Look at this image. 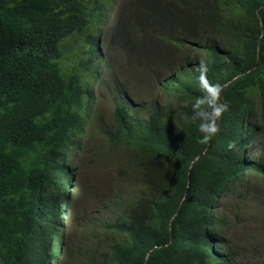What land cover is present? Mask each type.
Segmentation results:
<instances>
[{"label": "trees", "instance_id": "16d2710c", "mask_svg": "<svg viewBox=\"0 0 264 264\" xmlns=\"http://www.w3.org/2000/svg\"><path fill=\"white\" fill-rule=\"evenodd\" d=\"M113 1L0 0V264L81 260L70 241L84 216L63 210L78 193L65 191L64 165L82 187L73 157L93 87L119 55L163 101L134 104L110 72L112 112L99 139L138 187L117 189L89 219L90 263L237 264L225 203L249 180L264 183V0ZM202 67L220 88L214 103L226 106L218 119ZM213 121L218 131L200 143V125ZM115 171L121 179L127 170Z\"/></svg>", "mask_w": 264, "mask_h": 264}, {"label": "rangeland", "instance_id": "374dc122", "mask_svg": "<svg viewBox=\"0 0 264 264\" xmlns=\"http://www.w3.org/2000/svg\"><path fill=\"white\" fill-rule=\"evenodd\" d=\"M108 19L107 24L110 23V18ZM117 61V64L107 71L102 89L99 84L94 87L95 102L85 134L82 136V154L76 159L82 164L83 186H77L75 207L63 200L65 213L71 215V218L83 215L85 222L81 226L79 235L73 233L71 236L70 242H74L75 246L78 245L80 248L78 251L82 254L81 260L73 264H92L90 261H92L91 253L95 250V240L89 219L104 214L111 207V200L116 190L130 188L134 181L130 177L136 175L122 166L121 162H115L108 147L99 139L98 132L110 120L112 112L109 102L111 95L107 90L114 81L108 78L110 72L120 80L118 81L120 84L123 83L124 88L128 87L126 93L131 94L134 104L147 107L154 100L160 103L163 101L156 83L150 82L141 71L124 67V62L126 63L124 55H119ZM93 152L96 154L95 157L94 154L92 155ZM117 167L127 170L121 179L117 177L115 171ZM248 185V191L240 199L230 197L225 203L224 211L228 216L225 238L239 252L237 264H264V183L251 179ZM137 187V184L133 185L132 189L135 190ZM124 197L127 200L132 199L129 192L124 193ZM63 224L66 226L67 222Z\"/></svg>", "mask_w": 264, "mask_h": 264}, {"label": "clouds", "instance_id": "9594fccd", "mask_svg": "<svg viewBox=\"0 0 264 264\" xmlns=\"http://www.w3.org/2000/svg\"><path fill=\"white\" fill-rule=\"evenodd\" d=\"M116 2H117V0L113 1V6L116 4ZM108 13L109 12H107V18L108 17L110 18L112 15V12L109 13L110 15ZM206 71H207V69L202 67L200 80L202 82L203 87L206 88L207 92L211 95V102L210 103L213 104L212 116L218 119L220 117L221 113L226 109V106L223 104H215L214 103L219 97L220 88L218 85L210 86L207 84V81L205 80V77H204V72H206ZM97 84H99L100 89H102L103 83L101 81H98V82H96L95 86ZM94 87H93V94H94ZM123 94H124V92H123ZM95 97H96V95L94 94V98ZM94 102H95V99H94ZM92 106L88 109L89 113H91V111H92ZM110 107L112 109L111 103H110ZM201 115H204V114L201 113ZM84 130H86V129H84ZM200 130L205 133V135H204L203 139L200 141V143H207V141L211 138V135L218 131V126L213 121L211 123L201 124ZM229 147H231V145H229ZM80 156H81V153L79 154L78 157L74 156L73 160L78 159ZM60 161L63 162V164H61V166L65 164L64 163L65 158L63 155L60 156ZM76 162H78V160H76ZM64 166L68 167V169H66L67 170L66 174H69L68 177L65 176V191L67 192L68 196L74 195V191L77 188V180L75 179L74 171H73L74 165H73V163H66ZM64 200H65V198H64ZM65 201L67 202V204H69V202L67 200H65ZM63 210L65 211V208H63Z\"/></svg>", "mask_w": 264, "mask_h": 264}]
</instances>
